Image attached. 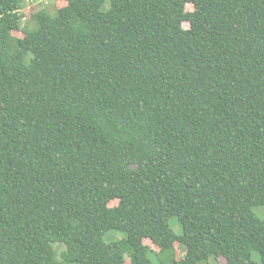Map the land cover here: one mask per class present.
Segmentation results:
<instances>
[{
    "label": "trees",
    "instance_id": "16d2710c",
    "mask_svg": "<svg viewBox=\"0 0 264 264\" xmlns=\"http://www.w3.org/2000/svg\"><path fill=\"white\" fill-rule=\"evenodd\" d=\"M107 1L0 0V264H264V0Z\"/></svg>",
    "mask_w": 264,
    "mask_h": 264
},
{
    "label": "rangeland",
    "instance_id": "374dc122",
    "mask_svg": "<svg viewBox=\"0 0 264 264\" xmlns=\"http://www.w3.org/2000/svg\"><path fill=\"white\" fill-rule=\"evenodd\" d=\"M24 8L22 9V14H23V21L26 23H30L31 20V16L33 13H35L38 9H40L41 7L46 8L48 11L53 12L56 9V2H54V0H24ZM109 6V2L106 0L105 4H104V8H107ZM186 9L187 10H192L193 6L192 4H187L186 5ZM30 25H32L30 23ZM188 22H184L183 23V27L184 28H188ZM14 36H18V37H22L23 34L20 31L17 32H13ZM112 204H116V201H113ZM254 211L257 213V215H259L260 217H264V205L263 206H258L256 208H254ZM170 225L175 229L176 232H179V226L176 225L175 222V218H172L170 220ZM125 237V234L120 232V231H108L105 233L104 235V240L109 242L111 240H119ZM145 244H148L153 250L158 251L159 248L157 246H155L150 240L145 239L144 240ZM56 249L58 251V255H60V252L62 251V249L64 248L63 245H55ZM175 254L176 256L179 258L183 255V249L181 247H179L178 245H175ZM60 258V257H59ZM254 258L255 259H259L257 253H254ZM155 263L158 264V261H155ZM61 264H79L77 262H66L63 261ZM220 264H223V262H221Z\"/></svg>",
    "mask_w": 264,
    "mask_h": 264
}]
</instances>
